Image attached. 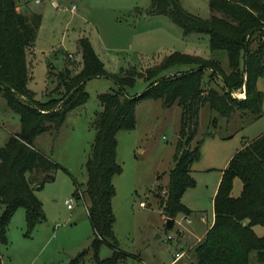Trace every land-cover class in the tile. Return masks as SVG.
I'll use <instances>...</instances> for the list:
<instances>
[{"label":"rangeland","instance_id":"374dc122","mask_svg":"<svg viewBox=\"0 0 264 264\" xmlns=\"http://www.w3.org/2000/svg\"><path fill=\"white\" fill-rule=\"evenodd\" d=\"M178 1L185 11L202 19L212 15L209 0ZM16 2L22 12L42 16L26 59L27 88L38 102L61 99L64 90L56 89L57 76L66 68L72 74L81 69L78 44L81 38L91 43L104 69L112 74L129 67L144 72L173 52L216 59L224 71H229L226 53L211 52L207 35L184 36L169 18L149 16L151 0H55L57 6L49 0H41L40 4H34L33 0ZM190 68L174 66L161 76ZM209 74L210 71H206L204 75V91ZM148 85L149 82L138 79L125 92L140 94ZM256 87L263 94L258 118L240 112L222 118L207 106L199 111L193 144L201 142L200 158L191 167L195 185L181 198L182 204L191 211L190 225H186L180 214L168 228L160 208L168 173L174 164L181 110L177 105L164 108L160 100L145 99L137 104L134 128L117 134L116 156L122 172L112 180L115 196L111 204L115 216L114 236L119 250L125 254L118 264H195L193 247L186 256L174 261L176 253L185 251L208 227L213 215L214 192L228 159L246 142L264 133V73ZM84 88L88 93L86 103L68 115L58 135L40 137L35 143L37 150L62 169L55 172L54 181L35 190L45 215L43 223L28 233L24 209H17L12 215L6 227V243L0 242L2 264H69L82 252L85 254L80 264H96L90 249L93 231L86 211L88 200L81 196L87 178L84 164L95 136L92 124L101 111L98 95L118 88L107 77L92 78ZM234 96L245 97L243 92ZM20 129L18 114L7 106L0 93V147ZM241 188V181L235 179L232 196H239ZM76 191L79 199L74 196ZM69 199L71 209L65 205V200ZM141 202L145 207L140 206ZM3 210L0 204V216ZM201 216L205 222L201 221ZM178 222L191 230L183 242L177 240L179 231L183 230ZM263 232L262 227H255L257 236H262ZM112 253L111 247L103 244L98 258L105 260ZM249 261V264H264L257 262L255 252L250 254Z\"/></svg>","mask_w":264,"mask_h":264},{"label":"trees","instance_id":"16d2710c","mask_svg":"<svg viewBox=\"0 0 264 264\" xmlns=\"http://www.w3.org/2000/svg\"><path fill=\"white\" fill-rule=\"evenodd\" d=\"M209 9L210 18L202 19L185 11L178 0H151L147 14L169 18L184 36L207 35L211 52L226 53L228 72L216 59L173 52L144 72L129 67L112 74L104 69L91 43L81 38V69L75 74L68 68L60 72L56 89L63 88V96L42 103L35 101L27 88L26 61L42 16L18 11L16 0H0V93L7 106L18 114L21 128L0 147V204L4 206L0 242L6 243V227L17 209L25 211L28 233L45 221L35 190L54 181L55 172L62 167L33 144L44 133L56 136L67 114L86 103L88 93L84 87L92 78H110L118 88L98 95L101 111L92 124L95 136L84 164L87 178L81 196L88 200L86 211L93 231L90 249L95 263L118 264L125 257L113 232L112 180L122 172L116 156L117 134L134 128L136 106L141 100H160L164 108L177 105L181 110L174 164L160 208L169 219L189 213L181 198L195 185L191 167L200 158L201 142L193 144L200 109L207 106L222 118H229L234 112L258 118L263 101L256 84L264 73V0H209ZM184 65L191 68L161 76L169 68ZM206 71L210 74L204 91ZM138 79L149 85L140 94L128 95L125 90ZM242 91L244 98L234 96ZM235 179L242 183L237 197L232 196ZM74 196L80 198L77 191ZM213 211V224L192 248L195 264H249L253 252L257 262L264 263V234L257 236L253 229H264V133L246 142L229 160L213 198ZM103 244H108L113 253L110 258L99 260ZM84 254L69 264H80Z\"/></svg>","mask_w":264,"mask_h":264},{"label":"crops","instance_id":"0c3cea01","mask_svg":"<svg viewBox=\"0 0 264 264\" xmlns=\"http://www.w3.org/2000/svg\"><path fill=\"white\" fill-rule=\"evenodd\" d=\"M53 3V5L54 6H57L56 4H55V1L54 2H52ZM17 10L18 11H20V12H22L19 8H17ZM32 50H33V48H32ZM27 59V58H26ZM244 91V90H243ZM242 91V92H243ZM244 94V93H243ZM129 95V94H128ZM245 96V95H244ZM73 111H71V112H69L68 114H67V117H68V115L69 114H71ZM67 117H66V119H67ZM65 122H66V120H65ZM65 122H64V124H65ZM63 124V125H64ZM63 127V126H62ZM62 127L60 128V130L62 129ZM59 130V131H60ZM59 133V132H58ZM58 135V134H57ZM56 135V136H57ZM56 136H52L50 133H44V134H42V135H40V136H38L36 139H35V141H34V148L36 149V146H35V143H36V141H37V139H39L40 137H56ZM242 147H240L239 149H237V151L238 150H240ZM37 150V149H36ZM39 151V150H38ZM236 151V152H237ZM40 152V151H39ZM235 152V153H236ZM234 153V154H235ZM43 154V153H42ZM233 154V155H234ZM232 155V156H233ZM46 156V155H45ZM232 156L228 159V161H227V163H226V165H225V167H223V169L221 170V174H220V177H219V180H218V183H217V186H216V189H215V192H214V196H215V193H216V191H217V188H218V185H219V182H220V179H221V175H222V171L226 168V166H227V164H228V162H229V160L232 158ZM233 186H234V183H233ZM233 190V189H232ZM241 192V191H240ZM214 198V197H213ZM190 216H191V211H189V213H187V214H182V217H183V221L186 223V225H190L191 224V219H190ZM201 218V221L202 222H205L206 220H205V218H204V216H201L200 217ZM167 219H169V218H167V217H163V220L164 221H166ZM213 221H214V211H213V215L211 216V220H210V223H209V225H208V227L206 228V230L203 232V234L201 235V236H199L198 237V239L195 241V242H193V243H191V244H187L188 246H187V249L185 250V251H180V252H178V253H176V254H180V255H183V256H186V252L189 250V249H191L192 247H194L203 237H204V235L206 234V232H207V230L211 227V225L213 224ZM174 223H175V219L173 218L172 219V226L174 225ZM186 225H183V223H179L178 222V226L179 227H182V231H179V236H178V241H185L186 239H187V237H188V232L190 233V231L191 230H188V228H186ZM257 227V226H256ZM254 229V232H255V227L253 228ZM263 231H264V229H263ZM263 234H264V232H263ZM174 261H175V259H174ZM173 261V262H174Z\"/></svg>","mask_w":264,"mask_h":264},{"label":"built area","instance_id":"2783aa9c","mask_svg":"<svg viewBox=\"0 0 264 264\" xmlns=\"http://www.w3.org/2000/svg\"><path fill=\"white\" fill-rule=\"evenodd\" d=\"M49 1L54 2L55 0H49ZM33 2H34V4H40L41 0H33ZM71 202H72L71 199L65 200V205L67 206L68 209H71L72 208L71 207ZM140 206L141 207H145V204L143 202H141L140 203ZM175 256H176L175 257V260H177V259L181 258L182 255L176 254Z\"/></svg>","mask_w":264,"mask_h":264},{"label":"water","instance_id":"95a60500","mask_svg":"<svg viewBox=\"0 0 264 264\" xmlns=\"http://www.w3.org/2000/svg\"><path fill=\"white\" fill-rule=\"evenodd\" d=\"M166 226L169 228L172 226V219H167L166 220Z\"/></svg>","mask_w":264,"mask_h":264}]
</instances>
